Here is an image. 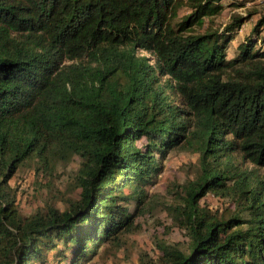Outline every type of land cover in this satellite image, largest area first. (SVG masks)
<instances>
[{
  "label": "trees",
  "instance_id": "16d2710c",
  "mask_svg": "<svg viewBox=\"0 0 264 264\" xmlns=\"http://www.w3.org/2000/svg\"><path fill=\"white\" fill-rule=\"evenodd\" d=\"M223 1L0 0V264H85L115 246L175 149L199 154L169 208L188 245L140 264H264V6L228 59L253 14L194 30ZM73 160L78 199L21 215L17 171ZM207 194L233 210L201 206Z\"/></svg>",
  "mask_w": 264,
  "mask_h": 264
},
{
  "label": "rangeland",
  "instance_id": "374dc122",
  "mask_svg": "<svg viewBox=\"0 0 264 264\" xmlns=\"http://www.w3.org/2000/svg\"><path fill=\"white\" fill-rule=\"evenodd\" d=\"M223 4V12L212 19V24L209 23V19H205L204 27H195L194 30L195 33L201 34L211 26L222 29L233 16L253 14L229 46L227 57L232 59L238 43L251 32L259 18L264 0H224ZM189 12L183 10L181 16ZM235 164L243 171L253 168L249 162L239 161ZM77 168L76 160L59 163L52 175H46L37 171L34 162H26L9 182L20 214L28 217L37 210H45V206L51 204L60 211L65 210L66 200L78 199V191H73L70 187L71 176ZM200 173L199 154L189 149L170 151L163 162L162 172L154 180L153 185L146 188L147 196L139 208L141 212H137L135 218L137 229L123 234L115 246L106 249V245H103L97 255L85 264H140L141 258L157 261L159 247L163 245L177 244L184 250L188 245V239L184 231L174 225L169 208L182 203L185 188L195 182ZM124 192L127 194L130 191L125 189ZM200 205L212 212L218 210L219 214L226 208L233 210V205L226 196L214 194H207L200 201ZM135 209L136 205L133 203L129 207L130 213H134ZM52 254L47 252L48 260H52ZM50 262L54 264L53 261Z\"/></svg>",
  "mask_w": 264,
  "mask_h": 264
}]
</instances>
